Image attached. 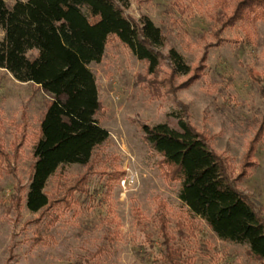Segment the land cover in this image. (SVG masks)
I'll list each match as a JSON object with an SVG mask.
<instances>
[{
    "label": "rangeland",
    "instance_id": "374dc122",
    "mask_svg": "<svg viewBox=\"0 0 264 264\" xmlns=\"http://www.w3.org/2000/svg\"><path fill=\"white\" fill-rule=\"evenodd\" d=\"M15 1L0 26V264H170L167 251L173 264H261L182 203L180 181L169 179L141 126L188 122L264 217V4L228 25L238 0H128L124 15L148 17L164 36L158 72L148 75L115 35L101 41L100 58L87 66L101 104L95 118L109 137L87 166H60L44 188L49 205L32 213V149L50 96L28 75L60 37L28 25ZM107 3L80 6L64 23L68 37L89 35L86 23ZM171 48L188 75L172 73Z\"/></svg>",
    "mask_w": 264,
    "mask_h": 264
},
{
    "label": "trees",
    "instance_id": "16d2710c",
    "mask_svg": "<svg viewBox=\"0 0 264 264\" xmlns=\"http://www.w3.org/2000/svg\"><path fill=\"white\" fill-rule=\"evenodd\" d=\"M109 4L108 11H97L87 22L89 35L70 39L65 21L87 0H16L14 9L30 26L57 33L60 41L43 62L30 67L28 80L50 96L39 122L33 144L30 178L25 206L35 213L49 205L44 192L47 180L66 164L88 165L93 151L104 143L109 132L95 118L101 104L96 81L88 64L97 61L101 41L115 35L133 55L147 63L146 73L158 72L164 45L160 28L146 16L135 21L124 15L128 0H95ZM264 0H238L226 23L233 25L257 15ZM9 16L7 0H0V26ZM168 59L173 74L188 75L191 68L174 48ZM178 128L167 123L142 124L143 138L162 158L167 176L179 180L178 197L189 211L205 221L220 239L247 244L251 256L264 264V217L248 197L235 188L224 160L188 122L179 118ZM4 151L0 144V156ZM164 231V229H163ZM166 259L173 264L169 251Z\"/></svg>",
    "mask_w": 264,
    "mask_h": 264
}]
</instances>
